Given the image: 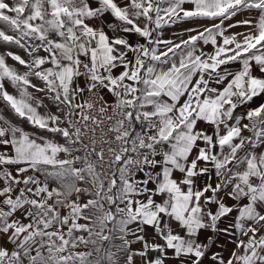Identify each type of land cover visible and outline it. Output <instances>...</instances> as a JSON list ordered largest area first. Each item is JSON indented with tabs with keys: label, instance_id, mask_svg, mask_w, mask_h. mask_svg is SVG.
<instances>
[{
	"label": "snow or ice",
	"instance_id": "snow-or-ice-1",
	"mask_svg": "<svg viewBox=\"0 0 264 264\" xmlns=\"http://www.w3.org/2000/svg\"><path fill=\"white\" fill-rule=\"evenodd\" d=\"M0 25L27 57L0 52V264H264V0H0Z\"/></svg>",
	"mask_w": 264,
	"mask_h": 264
},
{
	"label": "crops",
	"instance_id": "crops-1",
	"mask_svg": "<svg viewBox=\"0 0 264 264\" xmlns=\"http://www.w3.org/2000/svg\"><path fill=\"white\" fill-rule=\"evenodd\" d=\"M248 15V13H244L242 15H238L237 17H235V20H239V19H243L245 18L246 16ZM106 19L111 22L112 21V18L110 16L106 17ZM231 22H234V21H231ZM199 23L201 24H204V25H209L212 23V21H200ZM228 23V22H226ZM193 24L189 23V22H184V23H179V24H176V25H172L170 27H164L162 32H163V37L165 39L167 38H172L173 37V33H179L181 32L184 28L186 27H192ZM246 31V29L244 27H238V28H235V29H231L230 32H244ZM187 34H185V38H186ZM129 40L130 42L132 43H136L138 40H141V38L137 37L136 35H132L130 34L129 35ZM142 42V40H141ZM204 50L206 52H211L213 49H212V46L209 44V45H201ZM229 70L230 71H236L239 69V64L238 63H233V64H230L228 66ZM259 103H264V95L260 96V97H256L254 98V101L251 102L249 105H247V107H254V106H258ZM245 111L244 108H240L237 110V114H240L241 112ZM245 135H248V133H245ZM230 203H234V202H230ZM117 243H119L117 241ZM107 246V245H106ZM134 248H138L140 247L139 244H135L133 245ZM137 264H139V261H137Z\"/></svg>",
	"mask_w": 264,
	"mask_h": 264
},
{
	"label": "rangeland",
	"instance_id": "rangeland-1",
	"mask_svg": "<svg viewBox=\"0 0 264 264\" xmlns=\"http://www.w3.org/2000/svg\"><path fill=\"white\" fill-rule=\"evenodd\" d=\"M0 27H3V25H0ZM9 34H12V33H9ZM6 50H10V51H13V52H18L20 55L24 56L25 58L26 57V54H24L21 50H19L18 48H16L15 46H10V45H4V44H0V52H3V51H6ZM43 54V53H41ZM7 63H9L10 65H15V62L11 60V58H7ZM19 67V66H17ZM8 87V90L10 92H13L14 90L11 88L10 85H7ZM0 112H2L3 115H5L6 117H8L9 119H12L15 121V117L12 116L11 112L7 109H4L3 108V105L0 104ZM26 129H28V125L24 124L23 125Z\"/></svg>",
	"mask_w": 264,
	"mask_h": 264
},
{
	"label": "built area",
	"instance_id": "built-area-1",
	"mask_svg": "<svg viewBox=\"0 0 264 264\" xmlns=\"http://www.w3.org/2000/svg\"><path fill=\"white\" fill-rule=\"evenodd\" d=\"M100 131L101 129L100 128H97L96 129V136H97V141H98V144H97V150H99V139H100ZM85 142L87 143V138H85ZM106 159H107V154H106Z\"/></svg>",
	"mask_w": 264,
	"mask_h": 264
}]
</instances>
